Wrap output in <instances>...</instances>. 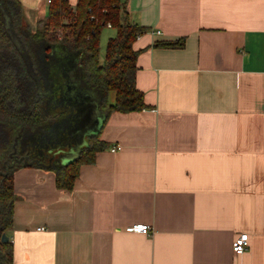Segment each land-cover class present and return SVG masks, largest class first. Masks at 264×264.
<instances>
[{"label":"crops","instance_id":"0c3cea01","mask_svg":"<svg viewBox=\"0 0 264 264\" xmlns=\"http://www.w3.org/2000/svg\"><path fill=\"white\" fill-rule=\"evenodd\" d=\"M20 2L33 28L48 13V0ZM126 8L146 30L134 48L147 109L110 115L109 148L72 191L53 172H16L14 264H264V0ZM137 224L152 233L126 231Z\"/></svg>","mask_w":264,"mask_h":264},{"label":"trees","instance_id":"16d2710c","mask_svg":"<svg viewBox=\"0 0 264 264\" xmlns=\"http://www.w3.org/2000/svg\"><path fill=\"white\" fill-rule=\"evenodd\" d=\"M109 25L116 35L101 60L102 31ZM145 32L131 21L126 0H79L75 7L69 0H51L35 28L26 21L20 0H0V264H14L13 243L4 242L3 235L13 226L16 172H53L57 188L72 191L81 167L109 148L100 139L103 129L87 135L78 149L67 144L78 119L73 96L78 87L95 94L106 122L113 113L147 109L137 88L140 52L134 48ZM74 82L78 87L71 92Z\"/></svg>","mask_w":264,"mask_h":264},{"label":"water","instance_id":"95a60500","mask_svg":"<svg viewBox=\"0 0 264 264\" xmlns=\"http://www.w3.org/2000/svg\"><path fill=\"white\" fill-rule=\"evenodd\" d=\"M75 87H78L77 84L75 82L71 83L69 91L72 92ZM73 96L76 99L78 111H80V113L78 114V116H80L78 117L77 122H79L82 127L84 126V129H82V133L84 134V142L80 143L74 139L75 135L77 136V134L79 133V130L76 127L71 131L73 139L67 142V144L70 145L73 144L72 142H74L76 146L75 148L78 149L85 144V137L87 135H94L101 132V130L104 128L106 118L99 112L98 101L94 93H91L89 91H82V89H79L78 87L77 92ZM93 112H95V115H93ZM3 241H10V238L9 236H7V234L3 235Z\"/></svg>","mask_w":264,"mask_h":264},{"label":"built area","instance_id":"2783aa9c","mask_svg":"<svg viewBox=\"0 0 264 264\" xmlns=\"http://www.w3.org/2000/svg\"><path fill=\"white\" fill-rule=\"evenodd\" d=\"M48 1L49 3L51 2V0H48ZM108 27H111V26L109 25ZM158 34H160V32H158ZM118 149H119L118 147H113L111 151L116 152ZM126 231L130 233L150 235L152 233V228L150 225L137 224V225L127 228ZM248 241H249L248 234L239 235V237L233 243V253L235 255H242L247 250Z\"/></svg>","mask_w":264,"mask_h":264},{"label":"rangeland","instance_id":"374dc122","mask_svg":"<svg viewBox=\"0 0 264 264\" xmlns=\"http://www.w3.org/2000/svg\"><path fill=\"white\" fill-rule=\"evenodd\" d=\"M115 29H108L107 27H105L102 31V40H101V60H104L105 58V54H106V49H107V45H108V41L111 37H114V33H115ZM115 101V94L114 93H111L110 94V103H114ZM82 111V110H81ZM80 113V111H78V114ZM93 115H95V112H93ZM80 116V115H79ZM78 116V117H79ZM80 119V118H79ZM78 121V119H77ZM79 130L77 136L75 135V139L82 143L84 142V134L82 133V129H84V126L82 127L80 125L79 122H75V125L73 128H76ZM72 133V132H71ZM86 138V137H85ZM65 138H62V145H65ZM74 143V142H72Z\"/></svg>","mask_w":264,"mask_h":264}]
</instances>
